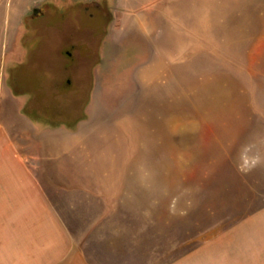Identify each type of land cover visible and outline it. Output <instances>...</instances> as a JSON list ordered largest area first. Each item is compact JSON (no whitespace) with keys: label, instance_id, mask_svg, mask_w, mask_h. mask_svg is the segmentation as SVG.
I'll return each instance as SVG.
<instances>
[{"label":"rangeland","instance_id":"obj_1","mask_svg":"<svg viewBox=\"0 0 264 264\" xmlns=\"http://www.w3.org/2000/svg\"><path fill=\"white\" fill-rule=\"evenodd\" d=\"M98 1L0 0V264H264V0Z\"/></svg>","mask_w":264,"mask_h":264},{"label":"crops","instance_id":"obj_2","mask_svg":"<svg viewBox=\"0 0 264 264\" xmlns=\"http://www.w3.org/2000/svg\"><path fill=\"white\" fill-rule=\"evenodd\" d=\"M87 1L86 3L90 1L95 0H83ZM124 4V8L126 9L129 4H140L142 0H121ZM148 1V0H147ZM130 6V5H129ZM46 10V9H45ZM125 14H123L122 18H130L133 14H130V17L126 14V10L123 11ZM41 13L38 15L40 16ZM43 14V12H42ZM41 14V15H42ZM13 95V94H12ZM8 111V110H7ZM25 115V114H24ZM29 120V119H28ZM30 123L33 124V127H38L39 124H37L35 121L30 120ZM16 146L15 142L9 135L7 134V127L6 126H0V179L5 180V185L0 188V227H9L11 225H7V220L11 219V210L13 209V204L11 203L12 198L11 196L14 195L15 188L13 186L12 178H13V170H12V163L20 162L19 155L15 153ZM11 164V166L7 165ZM26 181L29 180V178L24 177ZM28 179V180H27ZM28 182H22L20 184L19 194L23 196H30V194L35 193L30 192L31 185H27ZM10 184V186H9ZM12 185V186H11ZM25 186V187H24ZM35 195V194H33ZM10 196V197H8ZM8 200H10V203H8ZM34 200V199H33ZM43 200V199H42ZM22 206V203L19 204ZM10 212V213H8Z\"/></svg>","mask_w":264,"mask_h":264},{"label":"trees","instance_id":"obj_3","mask_svg":"<svg viewBox=\"0 0 264 264\" xmlns=\"http://www.w3.org/2000/svg\"><path fill=\"white\" fill-rule=\"evenodd\" d=\"M7 80H8L9 86L12 88V90L14 91V94L16 96H21V95L27 93V91H23V89L21 87L22 77L19 74H17V73H16V75L12 74L9 76V78ZM32 92H33V98L36 100V107L33 110V113L30 112V114H29V112L27 111V106L29 104L26 103V105L24 106V109H23V114L29 116L36 123H39V122L49 123L50 125H54V126H57L55 124L60 125V122H52L53 115L55 114V111H56L55 109H56V107L59 106L58 94L55 93L53 95L51 106H53L54 108H51V107H45L43 105V102L41 101L42 99H40V94H39L40 91L36 95H35L34 90ZM59 114H62V111H59Z\"/></svg>","mask_w":264,"mask_h":264},{"label":"flooded vegetation","instance_id":"obj_4","mask_svg":"<svg viewBox=\"0 0 264 264\" xmlns=\"http://www.w3.org/2000/svg\"><path fill=\"white\" fill-rule=\"evenodd\" d=\"M89 3V5L87 6V7H85L86 8V10H88V9H90V8H92V9H94L95 11H102L103 10V7H102V5H101V3H100V1H98V0H95V1H90V2H88ZM42 12H43V14H42ZM45 12H46V10H45V8H43L42 10H40V12L39 13H41L42 15H44L45 14ZM108 13L110 14V17H111V15H112V10L111 9H109V11H108ZM40 14V16H42ZM90 15L91 16H94V14L93 13H90ZM39 15L38 16H33L32 15V17L33 18H38V17H40ZM111 19V18H110ZM110 25V24H109ZM109 28V27H108ZM106 32H108V29H107V31ZM105 36H107V35H105ZM107 38V37H106ZM102 41H104V40H102Z\"/></svg>","mask_w":264,"mask_h":264},{"label":"water","instance_id":"obj_5","mask_svg":"<svg viewBox=\"0 0 264 264\" xmlns=\"http://www.w3.org/2000/svg\"><path fill=\"white\" fill-rule=\"evenodd\" d=\"M40 12V8H34L33 15H38Z\"/></svg>","mask_w":264,"mask_h":264}]
</instances>
